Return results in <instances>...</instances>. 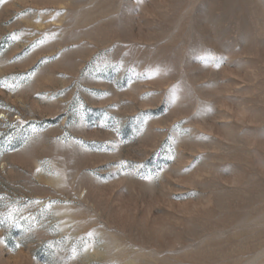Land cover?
<instances>
[{
    "label": "rangeland",
    "instance_id": "rangeland-1",
    "mask_svg": "<svg viewBox=\"0 0 264 264\" xmlns=\"http://www.w3.org/2000/svg\"><path fill=\"white\" fill-rule=\"evenodd\" d=\"M0 264H264V0H0Z\"/></svg>",
    "mask_w": 264,
    "mask_h": 264
}]
</instances>
